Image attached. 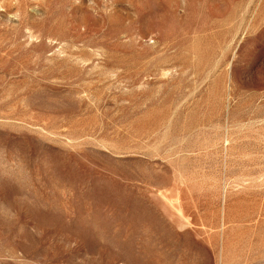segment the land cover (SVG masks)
I'll use <instances>...</instances> for the list:
<instances>
[{
  "label": "rangeland",
  "instance_id": "1",
  "mask_svg": "<svg viewBox=\"0 0 264 264\" xmlns=\"http://www.w3.org/2000/svg\"><path fill=\"white\" fill-rule=\"evenodd\" d=\"M0 264H264V0H0Z\"/></svg>",
  "mask_w": 264,
  "mask_h": 264
}]
</instances>
